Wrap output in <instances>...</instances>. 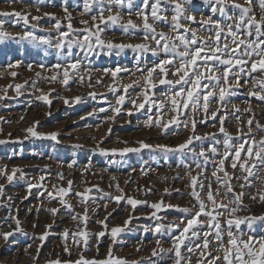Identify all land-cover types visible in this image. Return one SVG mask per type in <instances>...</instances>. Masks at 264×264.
Masks as SVG:
<instances>
[{
	"label": "rangeland",
	"instance_id": "1",
	"mask_svg": "<svg viewBox=\"0 0 264 264\" xmlns=\"http://www.w3.org/2000/svg\"><path fill=\"white\" fill-rule=\"evenodd\" d=\"M152 2L154 0L149 2L147 9L149 12ZM235 2L244 4L245 0H235ZM65 4L72 15V29L90 27L91 16H98L101 7L99 4H93L92 11L84 13L83 0H11V2L0 0V12L18 11L29 14V30L34 31L37 36L50 37L53 45L60 32L68 33L65 37L66 41L82 40L86 33L68 29L69 21L65 18L63 10ZM131 4L133 13L131 19L141 23L135 13L143 7V0H131ZM104 7H107V0ZM162 7L164 9L162 14L167 16L168 23L156 22L154 27L157 31L167 33L170 31L173 13L169 4L164 3ZM185 7L189 13L197 17V20L213 15L210 5L205 4L203 0H192V3ZM252 8L259 19L261 15L259 0H253ZM113 11L115 12L116 9ZM44 13H51L55 18L45 16ZM121 14L123 22L126 23L129 19L127 3L121 10ZM228 14L234 17L239 16V10L229 8ZM31 16L41 18L36 21L32 20ZM2 19L5 21L3 28L6 32L13 36L23 34L25 25L22 20L14 16L2 17ZM213 19L222 20L219 13L215 14ZM57 20L60 22L59 31L54 27ZM81 20H87L89 24L83 25ZM222 22L232 23L233 21L222 20ZM96 23L104 28L101 38L106 42L148 43L154 46L151 39L144 40L145 33L142 27L129 29L126 34L119 24L109 23L105 26L100 24L99 20ZM181 23L200 29L198 23L186 20H182ZM92 31L95 29L93 28ZM210 31L201 30L199 35L206 37ZM86 51V49L73 47L69 54L67 48L61 53L54 47L36 45L19 39L0 41V97H3L0 99V140L5 141L0 144V169L5 170L8 175L12 174L13 168L21 170L15 173L12 181H8L6 176L0 177V185H3V193L0 194V264H46L48 260L56 259L75 262L81 255L87 260H105L109 257L110 246L112 257L121 258L127 264H175L174 252H160V247L172 248L173 238L178 236L182 228L187 225V219L199 210L197 202L190 194L191 180L186 166L191 168V176L197 177L198 183L204 185L203 189L197 188V191L201 193V198L205 201L208 210H211V203L207 200L209 184L217 202L225 199L224 187L218 185L216 177L212 175L213 171L217 170L225 149L223 148L224 136L219 132V120L212 118L211 111L219 109L217 116H225L224 127L234 138L238 135L236 117H240L239 124L245 133L248 129L247 121L252 119L255 139L260 140L264 132L256 129L255 122L264 125V101L250 96L249 93L255 91L251 81L260 78L261 73L259 71L251 73L249 63L245 74L241 75V87L235 89L236 94L226 96L225 102L220 103L217 92V100L211 103L207 114L202 110L195 114L189 112L187 119L190 121L194 116L196 120L195 133L190 124L185 127L183 123H180L178 126L169 125V131L165 134L160 127L145 126L148 117L152 116L156 119L158 111L161 110L164 113L162 122L177 116V113L172 110L171 96L179 90V85L173 87L159 83L162 78L177 79L176 76L171 75L174 65L164 66L165 71L169 73L166 77L162 76L159 68L155 67L165 58L164 54L153 56L150 52L141 54L132 49L119 52L113 50L111 54H108L105 49L85 56ZM180 51L183 49L181 48ZM58 62L65 66L71 62L80 63L78 69H68L67 85L62 83L63 69L53 67ZM178 62L177 58V66ZM10 64L15 67H9ZM41 64L45 67L41 68L39 66ZM29 65L32 66L31 70ZM117 67L122 71L117 73L115 79L110 72L107 74L104 72V69L115 70ZM153 68L155 72L152 83L156 85L154 88L143 79L147 76L148 70ZM12 72H16L17 75L12 76ZM37 73L40 75L37 76ZM54 75H58L57 81L50 80ZM80 77L83 79L81 80ZM16 85L21 87L17 89ZM126 86L128 87L125 90ZM111 88L117 91L114 92ZM145 94L149 97L148 101L144 100ZM120 95L125 97L122 105L117 104ZM38 97H46L50 103ZM76 97L81 99L77 101ZM184 99H187L186 94ZM177 100L179 101L180 98L177 97ZM132 101H136L137 105L144 103L145 108L137 109L131 103ZM161 105H163L162 109ZM113 108H121L120 113H114ZM236 108L240 111L237 112ZM248 108L251 109L250 112L245 111ZM130 111L131 115L128 114ZM89 113L92 114L89 115ZM109 117L113 119H108ZM177 119L183 120L185 117L179 115ZM29 127H33L34 131L43 135L31 136L25 131ZM109 129H111L110 132ZM53 132L58 134L55 141L47 138V134ZM212 134L215 136L213 137ZM193 135L204 137L202 140H194L190 146L195 148L197 153L201 147L207 152L211 145L220 141L217 145L218 154L213 156L207 152L208 160L205 163L204 158L188 151H164L155 147L165 145L175 148ZM140 141L152 147L140 148ZM231 143L238 144L239 141L234 139ZM74 145H80V147L75 148ZM125 147L140 148V150L121 155L119 150ZM100 149L109 150V152L107 155H101ZM112 149H116L117 152L112 153L110 151ZM197 162L201 163L203 171L196 168ZM69 164H72L71 168ZM224 168L230 175H246L239 171L234 172L230 160L225 161ZM59 174L63 175V179H60ZM178 174L180 178L177 179L175 177ZM42 176L43 180L40 179ZM217 176L224 179L221 172L217 171ZM249 179L256 187L243 189L242 205L247 208V211H239L236 215L240 217L264 215V203L249 198L256 195L258 190L264 191V183H262L264 172L256 178ZM69 180L73 181L71 187L67 183ZM117 183L122 192L117 191ZM231 183L234 185V192L242 191L238 185L243 181L232 180ZM29 185L33 187L29 189ZM61 187L68 190V194L63 197L64 204L60 203L59 189ZM86 189L91 191L85 193ZM165 189L168 191L166 192ZM217 189H219V195H216ZM49 192L53 194L52 197H49ZM76 193H83L91 198L82 202L83 197L77 196ZM115 196L124 198L117 203L112 199ZM127 197L143 203L133 209L127 203ZM157 202H162L159 211L150 207ZM67 205H71V208ZM168 205L187 207L191 211L184 213L175 207H167ZM53 208L58 209L55 215L49 211ZM86 208V221L72 219L73 215L83 217ZM129 217L131 220L125 225L124 222L129 220ZM16 219L20 221L22 229L19 232L15 231ZM218 219L224 225V218ZM198 220L199 226L185 234L189 237L185 243L193 247V252L189 253L185 246L181 245V255L190 258L189 264H197V260H200L202 264H208L212 257L217 254L222 257L223 253L218 251V242L210 234L208 249L203 250V255H200L202 249H196L195 245H202L203 234L209 230L208 225L211 221L209 217L203 215ZM100 221H104L107 229L104 224L99 223ZM47 225L51 227L46 228ZM157 225L163 226L160 232L155 230ZM169 225L173 227L169 228ZM175 225H180V228H176ZM113 227L123 229L117 234L115 243L110 231ZM65 229L70 234L67 241L71 250L70 255L64 251ZM46 231L48 236L37 254V248L42 243L38 237ZM77 231L89 234L86 248L83 237L79 238L81 241L79 246L71 239V234ZM192 231H197L200 238L192 236ZM232 231L238 241L240 239L247 241L250 236L259 240L264 238V223L256 222L251 226L242 223L238 229L233 227ZM6 232L13 233L8 241L2 238V234ZM100 232H105V235L98 237L97 234ZM157 240L160 241L159 247ZM223 240L227 245V232L223 233ZM28 245L31 247L29 248ZM153 249H156L158 255H152ZM37 255L38 258L34 260L33 257ZM182 264L185 262L182 261ZM215 264H224V261L221 259Z\"/></svg>",
	"mask_w": 264,
	"mask_h": 264
},
{
	"label": "snow or ice",
	"instance_id": "2",
	"mask_svg": "<svg viewBox=\"0 0 264 264\" xmlns=\"http://www.w3.org/2000/svg\"><path fill=\"white\" fill-rule=\"evenodd\" d=\"M11 2V0H9ZM150 0H143V7L135 13L136 17L141 21V23H136L131 19L133 13L131 12L132 4L131 0H107V7H104L105 0H83V11L84 13H89L92 11L93 4H99L100 10L99 15H92V25L90 27H85L82 29H72L71 19L72 15L69 12L67 5L65 4L63 10L65 13V18L69 21L68 29L70 31H82L86 33L83 39H78L76 41H66L65 37L68 35L66 32H60L59 36L56 39L55 44L50 37L47 36H37L34 31L29 30V14H24L22 12H0V41L5 39H19L21 41H28L36 45H47L49 47H54L59 52H63L65 48L68 49L69 54L73 47H79L80 49H86L85 56L89 54H95L99 51L107 50L108 54H111L113 50L117 52L124 49H132L138 53H148L150 52L153 56H159L161 53L164 54L165 58L160 60L159 64L155 67L159 68V73L166 77L169 73L165 71V65H174L171 75L176 76L177 79L171 80L162 78L159 80L160 84H167L173 87L179 85V90L175 91L171 96V105L172 110L177 113V116L183 115L185 119L178 120L177 116H173L167 122H162L163 111H158L157 118L153 119L152 116L148 117V120L145 121V126L151 127L156 126L160 127L161 130L167 134L169 131V125L176 124L177 126L180 123H183L185 127L191 125L193 133H195L196 120L193 118L189 121L187 119L189 112L195 114V112L202 110L205 114L210 111V105L217 100L218 92V102H225L226 96L234 95L235 89L241 87L240 78L242 74H245L247 66L251 65L250 72L255 73L259 71L261 73L260 78L253 79L251 81L252 87L255 91L249 93L250 96L258 97L259 100L264 101V0H259V8L261 15L257 19L256 13L253 11L252 3L253 0H245L244 4L236 3L235 0H203L205 4L210 5V11L213 15L208 16L207 18H201L197 20V17L194 14L189 13L186 5H190L192 0H154L151 3V11H147ZM127 3L129 9V19L123 22L121 10L124 9L125 4ZM167 3L171 6L172 16L170 21V31H157L154 27L156 22H165L168 23L167 16L163 15L162 5ZM234 8L239 10V16H231L228 14V9ZM113 9H116L114 12ZM39 11V8H37ZM107 13V15H105ZM219 13V16L222 20L233 21L232 23H223L221 19H213L215 14ZM83 14V13H82ZM45 16H53L51 13H44ZM14 16L18 20H22L25 25V30L23 34H17L13 36L11 33H8L4 30V20L2 17ZM41 17L31 16L32 20L38 21ZM53 18H55L53 16ZM99 20L100 24L107 26L109 23L111 25L119 24L126 34H128L129 29H140L142 27L145 35L144 40L147 41L151 39L154 42V46L148 43H139V44H125V43H114L112 41H105L101 38V33L104 31V28H101L97 24ZM151 20V22H150ZM182 20L190 21L192 23H198L200 29L192 28L190 25L185 26L181 23ZM81 24L88 25L89 21L81 20ZM54 27L59 31L60 22L57 20V23ZM35 28V25H33ZM95 31H92V29ZM183 29V31H181ZM203 30L209 32V35L204 37L199 35V32ZM174 34V35H173ZM183 51H180V49ZM255 57V59H254ZM177 58L179 59L178 66L176 65ZM41 68L45 66L43 64L39 65ZM9 67H15V65H9ZM31 65H29V70H31ZM56 69H63V81L65 85L69 81V71L76 70L80 67L79 62L68 63L67 66L61 63H56L54 66ZM235 69V71H233ZM122 69L117 67L115 70L104 69V72L107 74L110 72L111 76L115 79L117 73L121 72ZM155 68L148 70L147 76L143 79L150 87L154 88L156 85L152 83L153 74ZM231 74V78H230ZM12 76H16V72L11 73ZM37 76L40 73L36 74ZM58 75H54L50 78L51 81H57ZM82 80L83 77H80ZM235 81V83H233ZM100 83V81H97ZM17 89L21 85L15 86ZM128 86L125 87V90ZM112 91H117L115 88H111ZM187 96V99H184V96ZM177 97L180 100H177ZM3 99V97H0ZM38 99H44L46 103V97H38ZM77 101L81 98L76 97ZM125 97L123 95L118 96L117 104L122 105L124 103ZM144 100L148 101L149 97L147 94L144 96ZM67 103V101H65ZM134 107L137 109H144L145 104L140 103L136 104V101L131 102ZM154 103V102H153ZM235 107V106H233ZM163 105H161V109ZM183 109V111H181ZM237 112L240 109H235ZM100 111H105L100 109ZM114 113L119 114L121 108H113ZM219 109L211 111V116L213 119H218L220 123L219 132L224 136L223 152L220 160L219 166L216 171H213L212 175L216 177V182L218 185H222L225 189L224 197L225 199L217 202L214 199L213 191L211 189V184L208 185L207 191V200L211 203V210H208L205 201L201 198V193L197 191V188L203 189L204 185L198 183L197 177L191 176V168L188 167V175L191 180V196L197 202L199 210L195 214L187 219V225L182 228L180 234L173 238L172 248L163 249L160 247V252H174L175 254V264H182V261L185 264H189L190 258L183 257L181 255V245H184L189 253L193 252V247L185 243L189 239L185 234L189 233L190 230L199 226L200 222L198 218L203 215L210 218V223L208 225V231L205 232L202 245H195L196 249H202L200 255H203V250L208 249L209 240L208 236L211 234L214 237V240L218 242V251L222 252L223 255L217 254L212 257L211 261H208V264H215L216 261L221 259L224 261V264H264V238L255 240L253 237H249L247 241L240 239L238 241L237 236L233 233V227L239 228L242 223H247L249 226L256 222L264 223V215L256 216H244L240 217L236 215L239 211H247V208L242 205V197L244 196L243 189L245 187H256V185L249 178H256L260 176V173L264 172V136L260 140L255 139V134L253 131L252 119L247 121L248 129L245 133L243 128L239 124L240 117L237 116V132L238 135L234 138L224 127L225 116H217ZM245 111L250 112L251 109H245ZM92 113H89L91 115ZM131 115V111L128 113ZM83 119V117H82ZM108 119H113L109 117ZM38 123V122H37ZM255 127L260 132H264V125L255 122ZM26 133L30 134L33 137H39L43 134H40L34 131L33 127H29L26 130ZM111 129H109V132ZM213 137L215 134H212ZM58 134L53 132L47 134V138L52 140H57ZM204 137L201 136H189L187 140L175 148H171L165 145H156L155 147L164 151H178V152H191L193 155L204 158L205 163L208 160L207 152H210L213 156L218 154V147L220 141H216L215 144L211 145L209 149L206 150L201 147L200 151L197 153L195 148L190 147L193 144L194 140H202ZM239 141L238 144L231 143L233 140ZM251 141V143H249ZM5 143V141L0 140V144ZM140 148H150L152 146L145 144L143 141L139 142ZM247 145V147H245ZM73 147L78 148L80 145H74ZM140 148H129L125 147L119 150L121 155H124L129 152L139 151ZM112 153L117 152L116 149L110 150ZM109 150L100 149L101 155H107ZM230 160L231 168L234 172L239 171L241 173H246V175H230L224 168L225 161ZM70 168L72 164L68 165ZM179 167V165H178ZM196 168L203 171L201 163H196ZM21 171L18 168L12 169V174L8 175L5 170L0 169V177L6 176L8 181H12L16 172ZM217 171L223 174L224 179L222 180L217 176ZM60 175V179H63V175ZM175 178H180L179 174ZM41 180L44 179L42 176ZM115 179V177H113ZM232 180L243 181L238 186L241 188L240 193L234 192V185L231 183ZM69 187L73 184V181H67ZM264 183V180H262ZM40 187L41 185H35ZM33 185H29L31 189ZM117 191L122 192L119 188V184H116ZM91 189H86L85 193L90 192ZM167 192L168 190L165 189ZM179 191V190H177ZM3 193V185H0V194ZM68 194V190H65L63 187L59 189V196L61 197L60 203L64 204L63 197ZM49 197H52V193H48ZM77 196H82L83 201L90 199L91 197L83 194L76 193ZM216 195H219V189L216 191ZM123 196L112 197L117 203L123 199ZM253 201H259L264 203V191L258 190L256 195L249 197ZM127 203L131 205L133 209L142 201L133 199L132 197H127ZM162 202L153 203L150 205L151 208L159 211L161 210ZM71 208V205H67ZM167 207H175L178 211L189 213L191 210L187 207L180 208L179 206L168 205ZM51 214L55 215L58 209H49ZM87 208L85 209V215L83 217L79 215H73L72 219L74 221L84 220L86 221ZM155 215V213H153ZM219 217L224 218V225L221 224ZM107 220V217H105ZM129 220H126L124 223L127 225ZM16 229L15 231H21L20 221L15 220ZM99 223L104 224L105 229L107 225L104 221ZM226 225V226H225ZM36 227V225H33ZM50 225H47L46 228H50ZM162 225H157L156 232H160ZM172 228V225L168 226ZM176 228H180V225H175ZM123 229L121 227L111 228V238L113 243L116 242L117 234L120 233ZM147 231V229H145ZM227 232L228 241L225 245L223 240V233ZM13 235L12 232H6L2 234V238L5 241H8L9 237ZM98 237L105 235V232H100L97 234ZM48 236V232L41 234L38 239L42 242L37 248V254H39L40 248L43 246V241H45ZM192 236L197 239L200 238L197 231H192ZM80 237H83V244L85 248L88 245L89 234L84 231H77L71 234V239L74 243L79 246L81 243ZM63 238L65 240L64 251L71 254V250L68 247L67 241L70 238L69 231L65 229L63 233ZM157 246H160V241L157 240ZM30 248L31 245H28ZM27 250V249H26ZM112 249L109 247V257L105 260H87L80 256L79 260L72 261H61L60 259L48 260L46 264H127V262L121 258H113L111 255ZM153 256L158 255L156 249H153ZM210 255V253H209ZM37 257H33L36 260ZM197 264H202L200 260H197Z\"/></svg>",
	"mask_w": 264,
	"mask_h": 264
}]
</instances>
